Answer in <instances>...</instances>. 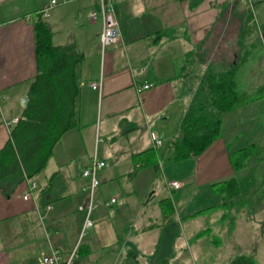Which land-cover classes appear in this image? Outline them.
Returning a JSON list of instances; mask_svg holds the SVG:
<instances>
[{
  "label": "crops",
  "instance_id": "1",
  "mask_svg": "<svg viewBox=\"0 0 264 264\" xmlns=\"http://www.w3.org/2000/svg\"><path fill=\"white\" fill-rule=\"evenodd\" d=\"M50 2L0 0V149L27 104L37 73L34 21ZM99 4L57 0L49 15L40 14L56 45H74L84 56L78 69L80 126L63 134L40 173L20 181L12 173L0 180V264H44L43 257L53 249L62 260L71 256L69 264H129L133 251L139 256L142 246L137 243H145L147 233L158 228L154 218H161V198L170 196L175 210L177 204L187 210L192 201H186L185 188L198 191L208 185L198 194L203 200L210 196L211 184L239 173L229 159L231 139L223 135L201 155L176 164L180 172L167 170L165 157L202 74L227 60L228 50L230 61L252 56L255 26L245 0H118L120 35L103 54L102 19L88 17ZM100 78L101 89L93 88L91 82ZM151 131L162 138L161 144H154ZM151 148L158 167L146 164L132 175L139 163L133 155ZM94 154L106 165L98 170L100 184L93 194L98 203L94 223L83 232L86 212L79 206L88 204L90 192L89 178L82 173ZM171 180L183 184L174 188ZM33 181L36 187L26 198ZM44 188L46 194L39 196ZM111 198L115 202L109 203ZM240 205L231 201L219 207V227L205 235V241L216 238L219 264L229 263L236 253L232 241L242 228ZM227 215L230 225L224 222ZM189 251L190 264L210 258L203 246ZM224 253L230 254L225 263Z\"/></svg>",
  "mask_w": 264,
  "mask_h": 264
},
{
  "label": "trees",
  "instance_id": "2",
  "mask_svg": "<svg viewBox=\"0 0 264 264\" xmlns=\"http://www.w3.org/2000/svg\"><path fill=\"white\" fill-rule=\"evenodd\" d=\"M34 29L37 73L29 86L28 101L22 117L12 127L9 139L0 149V180L12 173L18 181L24 176L33 177L40 173L47 166L54 146L61 140L63 134L71 128L80 126L81 87L78 83V69L84 56L74 45H56L53 42V30L40 14L36 15ZM246 62L247 57L230 62L221 61L219 67L210 68L202 74L200 83L177 128V133L171 139L165 161H182L201 155L223 135V122L227 113L264 97V85L254 94L242 89L238 73ZM237 137L238 135L227 142V148L233 169L240 172L246 168L249 160L260 148L254 142L233 148ZM133 156L139 163L135 166L132 175L146 164H154L158 167V159L152 148ZM241 182L240 178L232 177L215 182L211 186L219 187L223 193L230 196L231 201H237L239 199L237 197L242 193ZM46 191L47 188H44L39 196H44ZM231 201H225L217 206L210 205L192 214L198 215L205 209L213 207H225V204ZM159 205L161 218L167 226L162 229L155 250L158 251L164 246L166 253H163L164 256L161 255L163 257L159 256L154 264H171L170 258L176 256L174 244L182 232L175 221L170 222L169 217L175 212L171 197L161 198ZM160 225L161 223H156L154 226ZM171 230L173 236L169 239ZM211 231V227L202 229L194 238L210 234ZM213 242H217L214 236ZM138 257L133 251L127 261L129 264H136ZM227 264H259V262L251 255L239 254Z\"/></svg>",
  "mask_w": 264,
  "mask_h": 264
},
{
  "label": "rangeland",
  "instance_id": "3",
  "mask_svg": "<svg viewBox=\"0 0 264 264\" xmlns=\"http://www.w3.org/2000/svg\"><path fill=\"white\" fill-rule=\"evenodd\" d=\"M245 2L247 3V11L249 10V13L251 14L252 12L253 14L252 23L255 26V43L251 48L252 56H250L247 62L241 67L238 77L241 81L242 89L250 94H254L259 87L264 85V0H245ZM227 54V60L218 61H230L231 50L224 53L226 56ZM236 135H238V137L235 141V148L247 146L254 142L259 145L260 149L249 160L244 171L240 170V172L236 174V177L242 174V193L237 197L241 200L238 199L232 202L241 203L242 205L246 204L243 207L241 205L237 208L235 207L237 211L242 212L243 218L241 221V231L238 232L236 237L237 240L232 241V245H234L233 253L236 249V253L233 255L232 259H234L235 255L248 254L253 256L256 260L258 259L260 264H264V97L255 102L241 105L236 110L225 115L223 122V138L229 140ZM180 162L182 161H166L165 168L172 172H180V169L174 167L176 164L178 166ZM205 188L208 189V185L203 186L198 191L185 188L186 194L184 197H187L186 201H192L190 202V206L186 204L187 210H183L180 205L177 204V210L169 217L170 222L175 221L182 232L181 236L174 244L176 251L175 257L180 256L178 259L181 261L178 263V259L174 260L175 257H171L172 264H182L183 260H187V262L190 261L189 250H193L194 246L197 250H200L203 246L209 251V260L202 264H219V246L210 240L205 241L208 235L202 236L203 239L196 244L195 242L198 241V238H194L198 231L207 227L215 228L219 225V207L205 209L204 212L198 215L190 214V212L204 209L210 205L217 206L219 203L222 205L223 202L231 200L230 196H228L227 193H223L219 187L212 188V192L208 194L210 196L203 200H198V194L200 195L201 192H205ZM203 194L204 193L201 195ZM228 210L230 211V209L223 211L226 214ZM226 217L227 220L223 221L225 224L230 225L233 220H231L229 215ZM154 221L161 223V225L157 226L158 228L154 231L147 233L148 239L145 240V243L143 241L142 243H137L140 244L142 248H139V258L136 264H154L159 256L166 253L164 246L158 251L154 250V243L157 241L156 234L158 231L161 234L162 229L167 225L163 222V218H154ZM171 227L173 226L171 225ZM216 234H219V231H217ZM172 236L173 230H171L169 234V239ZM222 237L226 238L225 235H222L221 238ZM131 239H137V237ZM189 239H191L192 244H190ZM134 242L137 241L134 240ZM161 243L163 244L164 242L161 241ZM220 250H222V248ZM169 253L170 252H167V254ZM221 256V261L224 262L228 259L230 254L224 253ZM186 264L190 263L188 262Z\"/></svg>",
  "mask_w": 264,
  "mask_h": 264
},
{
  "label": "built area",
  "instance_id": "4",
  "mask_svg": "<svg viewBox=\"0 0 264 264\" xmlns=\"http://www.w3.org/2000/svg\"><path fill=\"white\" fill-rule=\"evenodd\" d=\"M118 0H100L98 8H92L88 14L90 21H95L98 18L102 19V29L100 32V42L102 47V54L106 51V48L109 44L115 42L120 35L119 23L115 15V3ZM57 0H51L50 4L39 11L43 16L49 15L50 9L55 5ZM102 78L94 80L91 82V86L95 89H101ZM150 84H145L144 87H149ZM151 139L155 145H159L163 142L162 138L155 132L151 131ZM106 165V161L100 159L97 154L91 159L90 164L83 170V176L89 178V182L86 185V189L90 192V199L86 206L80 205L79 208L86 212V216L83 223V232H85L89 227L93 225L92 212L95 207L98 206L93 199L94 190L100 184L98 178V170ZM182 181L180 180H171L169 185L174 188H179L182 186ZM36 187V182H32L29 190L24 195L26 198L31 196V191ZM116 198H111L110 202H115ZM108 204V203H106ZM72 257L70 256L66 260H62L60 251L58 249H53L51 253L43 257L44 264H69Z\"/></svg>",
  "mask_w": 264,
  "mask_h": 264
}]
</instances>
